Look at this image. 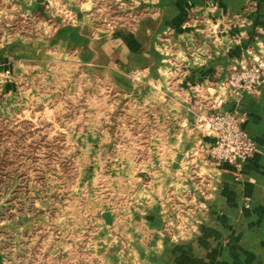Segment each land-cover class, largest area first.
<instances>
[{
	"label": "crops",
	"instance_id": "obj_1",
	"mask_svg": "<svg viewBox=\"0 0 264 264\" xmlns=\"http://www.w3.org/2000/svg\"><path fill=\"white\" fill-rule=\"evenodd\" d=\"M243 1L218 4L237 10ZM200 4L204 0L162 1L156 17L110 32L94 28L93 0H85L75 5L73 23L13 45L14 72L23 69L26 75L31 64L47 68L49 61L52 77L65 80L55 105L72 108L64 135L73 152L75 192L67 201L89 199L101 209L73 210L78 215L64 210L61 221L44 211L43 227L59 238L57 252L68 254L84 245L81 221L89 219L92 240L86 244L92 251H78V264H264V86L236 105L245 110L243 127L256 144L240 168L209 159L204 148L215 134L202 133L194 123L198 113L211 110L216 91L208 89L210 82L222 79L242 46L256 39L251 34L235 39L232 33L206 50L207 40L197 36L198 61L180 68L173 57L176 44L162 33ZM258 19L250 23H262ZM5 49L0 46V55ZM220 90L227 98L219 109H233L230 87ZM178 216L188 220L185 226Z\"/></svg>",
	"mask_w": 264,
	"mask_h": 264
},
{
	"label": "rangeland",
	"instance_id": "obj_2",
	"mask_svg": "<svg viewBox=\"0 0 264 264\" xmlns=\"http://www.w3.org/2000/svg\"><path fill=\"white\" fill-rule=\"evenodd\" d=\"M83 1L0 0V46L6 48L5 55H0V264H78V251H92L86 244L91 238L89 235L93 227L89 219L87 222L83 219L81 221L80 236L84 245L80 249L75 246L68 254L57 252L60 243L55 246L57 242L54 240L59 238L51 229L43 227L46 225L44 211H49V217H57L61 221L64 210L65 215L68 211L71 215H78L72 213L73 210H88L96 208L97 204L93 201L90 205L89 199L85 204L67 201L70 193L75 192L69 165L72 163L73 152L68 151L64 135L65 119L71 114L72 108L58 109L55 105L62 97L61 88L65 80L59 79L57 82L52 77L54 68L49 61L47 68L40 64L33 68L31 64L26 75L23 69L14 72L13 67L11 69L9 66L14 64L11 51L15 42L23 46L24 39L30 38L34 42L40 31L45 30L44 34H49L56 27L73 23L76 18L75 5ZM162 1L168 0H93L91 21L94 28L110 32L119 26L133 29L141 19L156 17V4ZM204 2L203 5L189 7L183 12L182 18L178 20L179 29L176 30L174 26L162 33V37L171 40L172 47L176 44L177 55L173 57L178 62L177 66L198 61L200 50L194 43L197 36L207 40L206 50L216 48L220 36L232 33L235 39L239 36L247 38L248 34L256 39L254 44L246 42L242 46L241 55L228 64L222 79L218 78L208 85V89L216 91H213V100L209 103V111H212V103L216 98L223 99L222 103L227 98V94L220 90L224 85L230 87V95L234 92L227 82L234 63L237 64V74L242 81L256 74L259 65L264 70V38L257 39L258 35L264 36V0H244L237 10L219 6L218 0ZM256 15L259 18L257 21L262 19V23H250ZM249 25L252 31L247 30ZM188 26L193 30L187 29ZM167 44L165 41L162 48L167 49ZM35 45L33 43L32 48ZM34 53L35 50L32 56ZM173 57L170 60H174ZM165 67L162 69L164 76L168 74ZM136 74L132 73L134 79L138 78ZM262 76L264 78V74ZM61 81L62 84L57 85ZM263 86L264 81L257 87V92L243 86L237 95L233 93L235 105L231 110L239 111L243 122L246 112L236 108V105L245 97L258 96ZM200 94L197 91V95ZM212 144L205 146L206 156ZM84 197L87 196H82V199ZM248 205L246 200L245 206ZM178 218V224L182 226L188 222L183 216ZM169 235L173 237L172 233ZM74 240L78 241L77 238Z\"/></svg>",
	"mask_w": 264,
	"mask_h": 264
},
{
	"label": "built area",
	"instance_id": "obj_3",
	"mask_svg": "<svg viewBox=\"0 0 264 264\" xmlns=\"http://www.w3.org/2000/svg\"><path fill=\"white\" fill-rule=\"evenodd\" d=\"M231 71L232 74L230 73L227 82L232 86L234 95H237L243 86H247L252 92H257V87L264 81L262 76L264 70L260 65L256 68V74L243 81L237 74L236 63L231 67ZM222 101L223 99L216 98L212 103V111L198 114L195 117V124L202 131L215 134L213 144L207 149L209 158L225 161L240 168L243 161L256 149V144L243 127L241 113L237 110H220Z\"/></svg>",
	"mask_w": 264,
	"mask_h": 264
},
{
	"label": "water",
	"instance_id": "obj_4",
	"mask_svg": "<svg viewBox=\"0 0 264 264\" xmlns=\"http://www.w3.org/2000/svg\"><path fill=\"white\" fill-rule=\"evenodd\" d=\"M0 258H1V254H0Z\"/></svg>",
	"mask_w": 264,
	"mask_h": 264
}]
</instances>
